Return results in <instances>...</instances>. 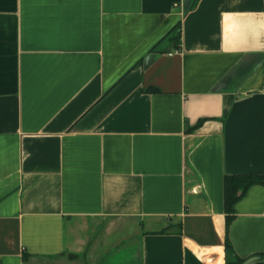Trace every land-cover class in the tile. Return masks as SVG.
<instances>
[{
    "label": "crops",
    "instance_id": "1",
    "mask_svg": "<svg viewBox=\"0 0 264 264\" xmlns=\"http://www.w3.org/2000/svg\"><path fill=\"white\" fill-rule=\"evenodd\" d=\"M248 177L264 0H0V264H264Z\"/></svg>",
    "mask_w": 264,
    "mask_h": 264
},
{
    "label": "trees",
    "instance_id": "2",
    "mask_svg": "<svg viewBox=\"0 0 264 264\" xmlns=\"http://www.w3.org/2000/svg\"><path fill=\"white\" fill-rule=\"evenodd\" d=\"M197 2V0H193L192 4L190 5L189 9L187 12L191 11L194 6L195 3ZM179 29H180V25L177 24L176 27L174 28V31H176V34L174 35L173 39L175 40H179ZM255 182L263 184L264 185V180L262 181L259 178H226L225 182H224V208L225 211H231V207L235 204V202L239 199V197L241 196V194L244 193V191L251 186L252 184H254ZM242 190L240 196L238 191ZM231 218L227 215L226 217V227H228V224L230 222ZM225 252H226V257L227 259L230 257V255L232 254V250H231V246L229 244V242L227 241L225 243ZM73 258V257H70ZM245 261L241 260V259H237L235 258L233 261H228L225 264H244Z\"/></svg>",
    "mask_w": 264,
    "mask_h": 264
},
{
    "label": "water",
    "instance_id": "3",
    "mask_svg": "<svg viewBox=\"0 0 264 264\" xmlns=\"http://www.w3.org/2000/svg\"><path fill=\"white\" fill-rule=\"evenodd\" d=\"M192 2H193V0H183V10L185 12L188 11ZM156 58H157V55H155V54L148 55L143 62V67L147 68L148 66H150ZM244 264H255V261L254 260H248Z\"/></svg>",
    "mask_w": 264,
    "mask_h": 264
}]
</instances>
